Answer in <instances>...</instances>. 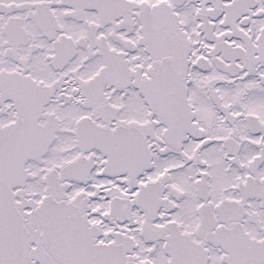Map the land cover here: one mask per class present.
<instances>
[{"label": "snow or ice", "instance_id": "6c2138e0", "mask_svg": "<svg viewBox=\"0 0 264 264\" xmlns=\"http://www.w3.org/2000/svg\"><path fill=\"white\" fill-rule=\"evenodd\" d=\"M0 264H264V0H0Z\"/></svg>", "mask_w": 264, "mask_h": 264}]
</instances>
